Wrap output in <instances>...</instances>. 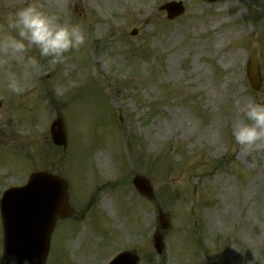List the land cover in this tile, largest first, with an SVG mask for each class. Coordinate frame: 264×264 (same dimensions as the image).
<instances>
[{
  "label": "rangeland",
  "instance_id": "obj_1",
  "mask_svg": "<svg viewBox=\"0 0 264 264\" xmlns=\"http://www.w3.org/2000/svg\"><path fill=\"white\" fill-rule=\"evenodd\" d=\"M169 1L186 9L174 21L158 10ZM28 3L87 36L63 63L32 47L0 51V193L47 170L76 201L46 264H103L117 249L139 264H264V148L246 151L233 136L247 102L264 103V0H0V25ZM254 44L257 93L245 77ZM10 73L22 92L7 87ZM57 115L65 152L50 142ZM134 175L149 179L170 221L160 256L156 206ZM1 238L0 225V255Z\"/></svg>",
  "mask_w": 264,
  "mask_h": 264
},
{
  "label": "water",
  "instance_id": "obj_2",
  "mask_svg": "<svg viewBox=\"0 0 264 264\" xmlns=\"http://www.w3.org/2000/svg\"><path fill=\"white\" fill-rule=\"evenodd\" d=\"M167 4L162 10L168 19L182 13ZM136 32H132L134 35ZM247 78L253 90L261 85L256 51L253 49L247 67ZM52 140L57 145H65V133L61 120L51 126ZM135 189L148 200L154 198L149 182L136 176L132 181ZM66 187L62 180L45 174L32 176L28 186L9 191L4 195L0 213L5 236V257L1 264H44L48 250L50 232L58 218L70 215L66 205ZM160 230H166L168 221L160 213ZM156 252L163 250L162 236L159 230L153 237ZM137 258L122 255L113 264H136Z\"/></svg>",
  "mask_w": 264,
  "mask_h": 264
},
{
  "label": "clouds",
  "instance_id": "obj_3",
  "mask_svg": "<svg viewBox=\"0 0 264 264\" xmlns=\"http://www.w3.org/2000/svg\"><path fill=\"white\" fill-rule=\"evenodd\" d=\"M0 28L4 29L0 36V51L22 56L32 47L39 50L41 57H51L53 63H63L68 58L66 53L79 50L87 41L81 24L62 22L58 16L32 3L9 13ZM37 63L35 57H29L27 67H34ZM30 75L25 71L21 78L27 79ZM21 78L10 73L7 87L13 92H22ZM243 111L244 115L233 127L236 143L246 151L264 148V103L250 100Z\"/></svg>",
  "mask_w": 264,
  "mask_h": 264
}]
</instances>
